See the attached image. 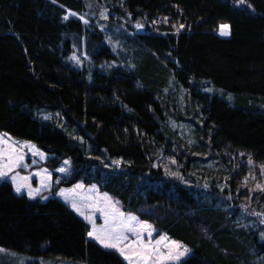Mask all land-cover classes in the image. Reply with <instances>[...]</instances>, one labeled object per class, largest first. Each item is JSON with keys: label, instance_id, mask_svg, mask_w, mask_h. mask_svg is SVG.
I'll use <instances>...</instances> for the list:
<instances>
[{"label": "trees", "instance_id": "obj_1", "mask_svg": "<svg viewBox=\"0 0 264 264\" xmlns=\"http://www.w3.org/2000/svg\"><path fill=\"white\" fill-rule=\"evenodd\" d=\"M234 1L94 0L110 25L146 27L120 57L86 0H0V131L70 159L69 184L96 182L191 247L180 264H264L244 213L264 212V190L242 183L243 158L264 166V0ZM89 230L58 196L0 184V248L126 264Z\"/></svg>", "mask_w": 264, "mask_h": 264}, {"label": "rangeland", "instance_id": "obj_2", "mask_svg": "<svg viewBox=\"0 0 264 264\" xmlns=\"http://www.w3.org/2000/svg\"><path fill=\"white\" fill-rule=\"evenodd\" d=\"M244 1V0H243ZM235 2V1H234ZM238 2V3H237ZM234 4L239 6H243L244 2L237 1ZM87 7H88V15L94 19L97 22V24L103 28V30L107 33L108 40L111 44H113L115 48V52L118 56L127 57L128 56V50L126 47V44L124 43V38H131L133 34H135V30L137 28V25H142L139 23H135L132 25L131 30H126V24L127 20L124 18H121L122 25H110L108 20V11L106 6L100 5L99 3H95L94 0H86ZM107 17L106 19L104 17ZM223 26H227L225 28H222L217 32L219 35L223 37H227L230 35V25L229 24H222ZM221 25V26H222ZM144 27V32H146L145 25H142ZM140 31V30H139ZM227 32V35H222L221 32ZM127 32L130 35H128ZM76 54L73 55V57L76 58ZM88 64V62H87ZM209 90H217L218 94L220 96H224V92L219 88H213L211 86H206ZM223 94V95H222ZM226 95V94H225ZM228 99L233 100V96L231 94H228ZM41 114L43 117H51V113L47 111H42ZM0 138H2L3 143L0 144V151H3L4 156L3 160L4 162H7V156L9 153H12L13 155L16 154H22L24 156L23 165L20 167L13 168L12 171H10L4 179H0V184L8 181L10 182L14 189L15 184L13 183L11 177L17 176L18 182L24 183V181H20V177H29L30 179L27 181L31 185L33 189L40 188V194L37 195L35 198H39L40 200H47L49 197L56 195L58 196L63 202H65L67 205L71 207L73 211H75L83 220H85L89 226L90 230L89 233L93 231V224L89 222V220L85 219V216H92L95 221V226L97 229H100L105 226V216L102 211L99 210V208H103L107 201L103 199L104 194L106 193L109 198H111V203L115 205L119 211L123 212L125 214V217L132 215L136 216L134 214H127L123 211L122 205L118 199L113 197L110 193L107 191H104L100 188V186L96 182L87 183L84 181V179L80 178L79 180L72 182L69 184L70 179L73 177V168H72V161L70 159H63L58 164H55L54 159L56 155L54 153L46 152L43 150L38 149L34 144H32L29 141L17 138L15 136H12L10 133L5 131H0ZM32 146H35L34 148ZM37 153V154H34ZM38 153H43L44 157L42 158ZM212 158V156L210 157ZM209 158V160H210ZM65 161H68L69 163L65 164ZM212 161V160H210ZM243 162L245 163L246 167V176L243 178L242 183L247 186V183L253 186H249L248 189H250V193L256 192V191H263L264 190V166L262 165H256L255 163L251 162L249 163V160H245L243 158ZM65 168V172H60L58 169ZM41 173V176H37L36 173ZM50 174V179L48 180L49 187L48 188H42L41 187V177L47 176ZM77 185H83L82 188H76ZM259 186V187H258ZM75 189V192H68L66 195L69 196V199H65L64 196L59 195L61 190H73ZM16 192V191H15ZM17 193V192H16ZM251 193V194H252ZM18 194V193H17ZM27 194V189L25 188L23 192L19 193L18 195ZM29 197V196H28ZM46 197V199H45ZM75 200L78 207L81 208V210L84 212V216H82L79 212H77L73 207L71 201ZM93 203L98 204V208L90 207ZM256 206V205H255ZM245 215L247 218H249L250 225L253 227L254 231L258 233L264 234V212L262 211H256L255 207L254 209L252 207L246 208ZM243 213V212H242ZM139 222H146L147 224H150L154 231L152 232L151 237H148L147 233H144L143 239L145 243H151L152 245H155L156 241L161 238V236L167 237L165 241L162 242L161 245H159L161 251H167L166 245L170 246L172 241H176L180 248L179 250L181 252L184 251V249H187V252L180 257V260L178 262H168V264H180L182 261H184L187 257L192 255L193 250L188 245L184 244L183 242L171 238L167 234H162L159 237H156V229L154 226L145 220H142L138 216ZM135 223V222H133ZM261 224L263 228L258 231V225ZM89 239L96 242L101 248L114 251L118 255L122 257V259L128 264V261L124 259V256L120 254L119 251L116 249H110L105 248L99 241L94 239L93 237H90L88 235ZM129 241L134 240L135 237L132 234H129ZM262 238V236H260ZM264 238V237H263ZM262 238V239H263ZM126 242V243H128ZM0 264H86L82 262H75V261H68V260H62V259H50V258H41V257H33L28 255H21L18 253H15L9 249L0 248Z\"/></svg>", "mask_w": 264, "mask_h": 264}, {"label": "snow or ice", "instance_id": "obj_3", "mask_svg": "<svg viewBox=\"0 0 264 264\" xmlns=\"http://www.w3.org/2000/svg\"><path fill=\"white\" fill-rule=\"evenodd\" d=\"M243 2V0H241ZM75 15V13H72ZM107 18L106 16L104 17ZM67 19V17H65ZM83 19V17H81ZM87 23V21H85ZM137 27H142V25H137ZM225 28L227 26H221ZM222 35H227V32L222 31ZM3 143L2 138H0V144ZM33 148L35 146H32ZM37 154V153H34ZM42 158L44 157L43 153H38ZM4 153L0 151V179L7 177L8 173L12 171L13 168L20 167L23 165L24 156L22 154L13 155L9 153L7 156V162L3 160ZM175 163V161H172ZM69 163L65 161V164ZM118 163V162H117ZM251 163V160H249ZM60 172H65V168L58 169ZM37 176H41V173H36ZM13 183L15 184V191L19 194L27 189V194L30 198L34 199L37 195L40 194L41 189H33L27 181L29 177H20L18 182L17 176L11 177ZM50 179V174L47 176L41 177V187L48 188ZM83 185H77L76 188H82ZM259 187V186H258ZM68 192H75L73 190H61L59 195L64 196L65 199H69V196L66 195ZM46 199V197H45ZM103 199L107 201L106 205L103 208H99L100 211L104 213L105 216V226L97 229L95 226V221L92 216H85V219L89 220L93 224V231L88 235L99 241L105 248L116 249L120 252L124 259L128 261V264H168V262H178L180 257L187 252V249H184L183 252L179 250L180 245L176 241H172L171 245L167 247V251H161L159 245L167 239L165 236H161L159 240L156 241L155 245L151 243H145L143 236L144 233H147L148 237H151L154 229L150 224L146 222H139L136 216L129 215L125 217V214L115 207L111 203V198L104 194ZM72 207L84 216V212L80 207L77 206L75 200L71 201ZM90 207L98 208V204L93 203ZM135 222V223H133ZM129 234H132L135 239L129 241ZM128 242V243H126Z\"/></svg>", "mask_w": 264, "mask_h": 264}, {"label": "water", "instance_id": "obj_4", "mask_svg": "<svg viewBox=\"0 0 264 264\" xmlns=\"http://www.w3.org/2000/svg\"><path fill=\"white\" fill-rule=\"evenodd\" d=\"M140 30V33L143 34L144 33V27H137L135 32H138Z\"/></svg>", "mask_w": 264, "mask_h": 264}]
</instances>
